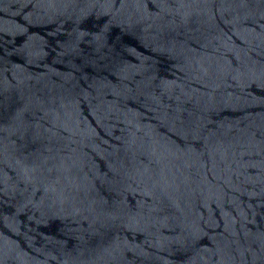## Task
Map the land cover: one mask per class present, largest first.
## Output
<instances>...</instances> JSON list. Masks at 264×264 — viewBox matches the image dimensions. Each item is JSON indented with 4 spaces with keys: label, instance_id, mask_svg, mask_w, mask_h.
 I'll use <instances>...</instances> for the list:
<instances>
[{
    "label": "water",
    "instance_id": "obj_1",
    "mask_svg": "<svg viewBox=\"0 0 264 264\" xmlns=\"http://www.w3.org/2000/svg\"><path fill=\"white\" fill-rule=\"evenodd\" d=\"M0 264H264V0H0Z\"/></svg>",
    "mask_w": 264,
    "mask_h": 264
}]
</instances>
